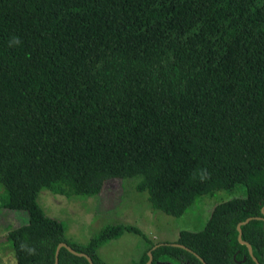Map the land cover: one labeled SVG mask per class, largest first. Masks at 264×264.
I'll use <instances>...</instances> for the list:
<instances>
[{
  "label": "trees",
  "instance_id": "trees-1",
  "mask_svg": "<svg viewBox=\"0 0 264 264\" xmlns=\"http://www.w3.org/2000/svg\"><path fill=\"white\" fill-rule=\"evenodd\" d=\"M112 178L171 216L212 189L245 194L156 243L123 223L76 242L36 200ZM0 183V207L27 215L6 232L14 264H53L61 241L104 264L97 248L123 232L146 242L135 264H255L236 237L249 216L240 238L264 264V0H0ZM57 264L89 262L60 246Z\"/></svg>",
  "mask_w": 264,
  "mask_h": 264
},
{
  "label": "rangeland",
  "instance_id": "rangeland-1",
  "mask_svg": "<svg viewBox=\"0 0 264 264\" xmlns=\"http://www.w3.org/2000/svg\"><path fill=\"white\" fill-rule=\"evenodd\" d=\"M135 178L107 179L99 194L65 196L41 188L36 200L44 212L66 223V235L84 243L107 224H130L139 228L150 242L173 241L179 230H197L202 227L212 206L232 196L244 195V186L235 183L229 189H212L196 195L190 206L179 216L152 210L146 192L134 189ZM5 194L0 183V197ZM25 210L0 207V264H14L15 259L6 232L25 222ZM145 240L131 232H123L96 250L104 264H135L145 248Z\"/></svg>",
  "mask_w": 264,
  "mask_h": 264
},
{
  "label": "water",
  "instance_id": "water-1",
  "mask_svg": "<svg viewBox=\"0 0 264 264\" xmlns=\"http://www.w3.org/2000/svg\"><path fill=\"white\" fill-rule=\"evenodd\" d=\"M261 210H262V209H261ZM256 217H258V216H256ZM249 218H251V217H250V216H249V217H246V218H244L243 220H240V221L237 222V224H236V228H237V236H236V237H237V239H238V241H239L240 243H244V244H245V246H246V248H247V251H248L249 255H250V256L252 257V259L255 261V264H259L258 261L256 260V258L252 255L250 244H249L247 241H245V240H243V239L240 238V224L245 223ZM172 244H173V245H176V246H179V247H181V248L187 249V248H185L183 245L176 244V243H172ZM60 246H64L67 250H69L70 252H72V253H74V254H77V255H83V256L87 259V261L89 262V264H93L92 261H91V259H90V257H89L86 253L81 252V251H76V250H74L72 247H70L69 245H67V244H66L65 242H63V241L58 242L57 245H56V247H55L53 264H57V252H58V249H59ZM146 254H147V259H146V261L144 262V264H149V263L151 262V254H150L149 251H147ZM197 257L202 261L203 264H206V263L202 260V258H201L200 256L197 255Z\"/></svg>",
  "mask_w": 264,
  "mask_h": 264
},
{
  "label": "clouds",
  "instance_id": "clouds-1",
  "mask_svg": "<svg viewBox=\"0 0 264 264\" xmlns=\"http://www.w3.org/2000/svg\"><path fill=\"white\" fill-rule=\"evenodd\" d=\"M21 43L20 39L18 37H11L9 40V46H13V45H19ZM198 177L201 180H204L208 177V172L206 169L201 168L200 171L197 173ZM29 252H32V249H28Z\"/></svg>",
  "mask_w": 264,
  "mask_h": 264
}]
</instances>
